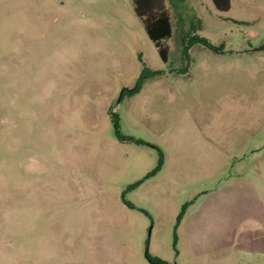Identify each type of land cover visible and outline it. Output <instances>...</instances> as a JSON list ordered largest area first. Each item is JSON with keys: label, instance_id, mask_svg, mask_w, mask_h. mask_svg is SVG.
Returning a JSON list of instances; mask_svg holds the SVG:
<instances>
[{"label": "rangeland", "instance_id": "rangeland-1", "mask_svg": "<svg viewBox=\"0 0 264 264\" xmlns=\"http://www.w3.org/2000/svg\"><path fill=\"white\" fill-rule=\"evenodd\" d=\"M132 1L0 0V264H264V0Z\"/></svg>", "mask_w": 264, "mask_h": 264}, {"label": "trees", "instance_id": "trees-1", "mask_svg": "<svg viewBox=\"0 0 264 264\" xmlns=\"http://www.w3.org/2000/svg\"><path fill=\"white\" fill-rule=\"evenodd\" d=\"M212 3L218 12H228L231 7V0H212ZM132 4L134 14L141 21L149 40L154 44L161 60L167 63L168 47L166 45V40L172 36V25L166 0H133ZM193 40V43L201 44L209 49L211 48V45L205 39L194 38ZM157 75H160L159 71L145 69L140 77L137 90H139L140 84H142L145 79ZM147 259L154 264H163V262L158 259H151L148 256Z\"/></svg>", "mask_w": 264, "mask_h": 264}, {"label": "crops", "instance_id": "crops-1", "mask_svg": "<svg viewBox=\"0 0 264 264\" xmlns=\"http://www.w3.org/2000/svg\"><path fill=\"white\" fill-rule=\"evenodd\" d=\"M260 234H261V231L257 230L253 233L252 236L247 237L246 240L245 239L243 240L244 242L252 243L255 246V252L262 251L261 250V247H262L261 242H264V236H262ZM202 235H204L203 238H206L205 232H202ZM233 235H234L233 228L229 229V226H226V227L222 228L221 231L218 233L217 239H219V243L221 245H226V244L232 245V242H234ZM243 237H244V235L239 236V238H237L238 239L237 242L239 240H241ZM229 238L232 239L230 244H228Z\"/></svg>", "mask_w": 264, "mask_h": 264}]
</instances>
